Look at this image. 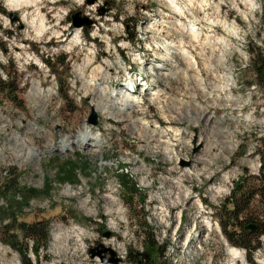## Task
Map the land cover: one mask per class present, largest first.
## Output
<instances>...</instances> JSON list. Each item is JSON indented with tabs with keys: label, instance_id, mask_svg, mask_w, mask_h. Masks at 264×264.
I'll return each instance as SVG.
<instances>
[{
	"label": "rangeland",
	"instance_id": "374dc122",
	"mask_svg": "<svg viewBox=\"0 0 264 264\" xmlns=\"http://www.w3.org/2000/svg\"><path fill=\"white\" fill-rule=\"evenodd\" d=\"M252 1L38 0L16 9L0 0V76L18 90L0 93V264H23L12 238L28 243L34 264H105L101 244L115 249L116 264H264V235L252 252L236 246L235 258L219 224L234 209L236 183L251 190L260 182L264 0ZM78 11L94 23L76 27ZM194 22L214 34V46L176 30ZM181 40L198 72L164 46ZM120 91L140 106L123 105ZM86 130L88 144L101 140L97 150L83 141ZM69 162L77 181L60 183ZM13 175L20 186L43 189L50 180L53 189L24 201L16 183L3 192ZM263 218L257 195L239 220ZM40 221L50 237L37 260L18 225Z\"/></svg>",
	"mask_w": 264,
	"mask_h": 264
},
{
	"label": "trees",
	"instance_id": "16d2710c",
	"mask_svg": "<svg viewBox=\"0 0 264 264\" xmlns=\"http://www.w3.org/2000/svg\"><path fill=\"white\" fill-rule=\"evenodd\" d=\"M90 30H86V34L89 36ZM53 69V68H52ZM260 75L264 78V65H261L258 67ZM10 77V76H8ZM58 82L59 79H58ZM18 90H13V83L10 78L2 79L0 76V93L4 94L6 96L12 93H16ZM64 99L68 98V95L65 93L63 95ZM14 97L11 98V101H14ZM23 106V105H22ZM261 151V169H260V175L253 176V178H256L259 180V184L256 185L255 188H252L251 190H247L243 183L245 180L241 182H237L234 187V196L231 199V202L233 203L234 209H231L230 212L225 213L223 217L219 218V224L221 226V229L223 233L225 234L226 238L229 240V242L234 245L235 247H244L249 251H254L260 247H262V243L259 241L260 235H264V218L259 222L256 229H247L246 226L251 223H245L241 222L239 220L240 214L244 212L245 209L248 208L249 204L253 200L254 197L257 195L260 196V201L264 204V149ZM78 168L72 163L69 162L61 167L60 171V177L59 182L60 183H74L77 181L76 173ZM15 175L9 178L11 180V184L5 188L4 193L6 190L11 191L12 190V184L16 183L17 178L14 179ZM124 178L129 179V176L127 173L125 175L123 174ZM124 184L126 187H129L128 183ZM16 189L14 191H18V194L24 201H31L34 198L39 197V194H45L50 195L52 191V181L47 180L45 185L46 187L43 189H38L34 187H24L20 186V183H16ZM137 189L134 190V192ZM28 193L23 195L24 193ZM9 207L13 210L17 209L18 206L15 204H9ZM14 214V211H13ZM225 216V217H224ZM14 221H17L16 214L13 216ZM12 218V219H13ZM239 221V222H238ZM18 228L21 230V232L25 236H31L34 239V245L32 247V251L34 255L36 256L37 260L40 258V246L44 245L47 246L49 242V225L48 223H45L43 221L36 222V223H26V222H20L18 225ZM7 235V234H6ZM256 241V243H254ZM8 244H10L14 249L20 252L22 256L23 264H34L32 261V258L29 256V245L28 243L24 241H20L18 238H12L9 239ZM161 249V248H160ZM145 264H158L155 263V261H152L150 258L145 261Z\"/></svg>",
	"mask_w": 264,
	"mask_h": 264
},
{
	"label": "bare ground",
	"instance_id": "6f19581e",
	"mask_svg": "<svg viewBox=\"0 0 264 264\" xmlns=\"http://www.w3.org/2000/svg\"><path fill=\"white\" fill-rule=\"evenodd\" d=\"M35 1H38V0H12V2H13V6H15V8L16 9H20V8H22L23 6H26V5H28L30 2H33V3H35ZM168 2H173V0H167ZM207 1V0H206ZM206 1L205 0H203V7L205 6V4H207L206 3ZM200 2H201V0H200ZM244 2H245V4H248V5H250V6H253V1L252 0H244ZM193 3V2H192ZM197 3V2H196ZM199 5V4H198ZM207 6V5H206ZM174 10H178V11H180V8L179 7H177V5H175L174 4ZM255 7V6H254ZM249 8V7H248ZM253 7H251V9H252ZM201 9H203V8H201ZM204 10V9H203ZM197 11V10H196ZM251 10H249V12H250ZM199 13V12H198ZM245 15V17H246V19H248V17H249V14L247 15V14H244ZM204 17H206L205 19L208 21V22H210V23H214L215 22V20L214 19H212L211 17H209V16H204ZM35 20V18H33L32 19V21H34ZM36 21V20H35ZM220 21V20H219ZM44 19H41L40 20V24L42 25V26H44ZM218 23V22H217ZM224 23V22H223ZM182 26V30H181V27H180V30H179V28L178 29H176V30H178L179 31V33L180 34H182L183 35V37H189V38H192L193 40L192 41H194V42H198L199 40H198V38H199V35H201V36H204L205 37V43H207L208 45H210V46H214L215 45V42H216V40H215V36H213L214 34H210L209 32L207 33V32H202V30H200V25H197V24H195V22H194V24H190V25H182L181 23H178V26ZM223 25V24H222ZM177 26V27H178ZM225 26V27H224ZM224 29L225 28H229L228 27V24L226 25V24H224ZM230 30H233L234 31V29H231L230 28ZM228 32H230V31H228ZM236 32V31H235ZM230 34V33H229ZM74 36L75 37H78V31H76V34H74ZM183 39V38H182ZM222 38H220V42L221 41H224V39H222ZM185 40V39H184ZM184 40H181L179 43H166L164 46H166V49L169 51V52H174L175 54H179V55H181V57H182V59L183 60H185V62L188 64V66L189 67H191L192 69H194V70H197V72H198V61H197V58H196V56H194V54H192L191 53V51H189V49L186 47V44H185V41ZM219 41V40H218ZM225 42H226V40H225ZM190 44H192V43H190ZM206 44V45H207ZM203 45H204V42H203ZM225 45V44H224ZM175 48V49H174ZM212 51V50H211ZM220 53H222V52H220ZM221 55V54H220ZM223 55H225V54H223ZM222 58V57H221ZM210 69L211 68H213L212 67V65L210 64V65H207ZM97 69V71L98 72H101V68L100 67H98V68H96ZM97 71H95V72H97ZM159 74V73H158ZM223 77V79L225 80V83L224 84H226L227 86H229V85H231V83H230V81H231V76L230 75H228L227 73L226 74H224V75H222ZM194 77H197V79L198 80H200V81H202L200 78V74L199 73H196V75L194 76ZM146 80V79H145ZM148 82V81H147ZM144 85V84H143ZM224 86V85H223ZM126 87V86H125ZM230 89H231V87H230ZM128 92L130 93V91H129V89H128ZM133 93V92H132ZM161 93V92H160ZM34 95H38V96H41L43 93L41 92V91H38L37 89H36V91L33 93ZM119 96L122 98V104L123 105H126L128 108H131V109H133L134 107H139L140 106V101L138 100V99H136V98H134L135 97V95H131V94H126V96H123L122 94H121V91L119 92ZM159 99V98H158ZM226 100L227 101H230L231 100V98L230 97H227L226 98ZM120 101V100H119ZM101 103V102H100ZM135 105H134V104ZM102 104V103H101ZM100 106V105H99ZM98 106V107H99ZM97 107V108H98ZM100 108V107H99ZM121 110V109H120ZM146 122H148V121H144V124L146 125V126H148L149 125V123H146ZM222 130V129H221ZM91 134V135H90ZM177 135H180V133H177ZM91 136H92V133H91V130H86V132L84 133V135H83V141L84 140H86V144H88L89 143V141L91 140ZM97 140V141H96ZM96 140L92 143L91 142V144H88V146L91 148V150L92 151H94V150H97V148H99L101 145H102V142H101V140L100 139H97L96 138ZM83 144L85 143V142H82ZM77 144V143H76ZM66 145L68 146V147H70V146H74L75 145V142H72V143H70V141L69 142H67L66 143ZM18 147V146H17ZM21 146H19L18 148H20ZM23 149V148H22ZM16 150H18V149H16ZM186 173V172H185ZM187 173H189L188 171H187ZM186 173V174H187ZM182 175V174H181ZM176 188L177 189H179V190H181V188H182V185H183V183H184V181H183V179L180 177L176 182ZM180 183V184H179ZM220 189H218L217 191H219ZM216 192V191H215ZM209 224V223H208ZM226 241H227V239H225ZM228 250H229V254H231L233 257H235V258H237V257H241V251L238 249V248H236V247H234V246H229L228 247Z\"/></svg>",
	"mask_w": 264,
	"mask_h": 264
},
{
	"label": "water",
	"instance_id": "95a60500",
	"mask_svg": "<svg viewBox=\"0 0 264 264\" xmlns=\"http://www.w3.org/2000/svg\"><path fill=\"white\" fill-rule=\"evenodd\" d=\"M96 0H88V3H94ZM11 19L12 21L17 20V14L16 13H11ZM94 23V21L86 16H82L81 12L78 11L73 15V24L76 27H82V26H87L90 27L92 24ZM91 122L95 123V117H91L90 119ZM90 122V123H91ZM257 224L256 223H251L249 225L246 226L247 229H256L257 228ZM106 236H109V233H106ZM100 247H102V252L104 253H109L110 256L107 255H103V259L105 261V264H109V262L112 263H119L121 261V258L117 255V252L115 251V249H113L112 247L109 246H105L103 244L100 245Z\"/></svg>",
	"mask_w": 264,
	"mask_h": 264
}]
</instances>
